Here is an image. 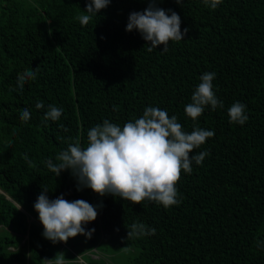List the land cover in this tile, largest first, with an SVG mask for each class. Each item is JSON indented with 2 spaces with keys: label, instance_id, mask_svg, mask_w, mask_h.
I'll list each match as a JSON object with an SVG mask.
<instances>
[{
  "label": "trees",
  "instance_id": "obj_1",
  "mask_svg": "<svg viewBox=\"0 0 264 264\" xmlns=\"http://www.w3.org/2000/svg\"><path fill=\"white\" fill-rule=\"evenodd\" d=\"M88 3L0 0V264L51 257L34 208L44 187L49 200L63 196L97 208V219L84 225L95 229L91 238L68 241L79 239L113 264L130 251L131 264H264V0H221L214 10L204 0H155L180 16L182 33L188 29L167 52L163 45L148 52L138 30L126 31L129 15L152 0H111L84 26L76 17ZM28 69L39 70L21 90L18 75ZM206 72L216 74L224 106H207L193 121L185 106ZM235 102L246 105L244 125L230 122ZM49 105L63 110L58 121L44 119ZM147 107L175 115L185 132H215L191 154L207 151L203 164L193 161L191 174L182 172L179 205L78 191L71 169L57 177L47 168L77 139L86 147L88 131L105 119L122 128ZM25 108L27 122L20 119ZM133 224L156 233L128 238Z\"/></svg>",
  "mask_w": 264,
  "mask_h": 264
},
{
  "label": "clouds",
  "instance_id": "obj_2",
  "mask_svg": "<svg viewBox=\"0 0 264 264\" xmlns=\"http://www.w3.org/2000/svg\"><path fill=\"white\" fill-rule=\"evenodd\" d=\"M110 2L89 0L87 12L76 19L86 26ZM177 3H181V0H177ZM204 3L214 10L221 0H204ZM133 30H138L142 38L150 42L148 52L160 45L164 46L163 52H167L170 41H183L188 32V29L181 32V19L176 12L172 11L169 16L165 10L155 7V0L143 12L129 15L126 31ZM38 70L28 69L18 75L21 90L26 81L36 79ZM215 75L206 72L200 77L191 103L185 106L186 115L193 121L202 116L207 106L213 110L224 106L214 91ZM36 108H44L43 102L38 101ZM62 115L61 108L49 105L44 119L58 121ZM228 115L231 123L239 125H244L249 119L246 105L240 102L233 103ZM20 119L24 122L31 119L27 108L21 111ZM214 136V131L199 127L190 133L185 132L175 115L169 117L165 110L147 107L142 117L125 123L122 128L105 119L88 131L86 147H82L77 139L57 154L58 163L49 159L46 166L57 177L62 171L71 169L78 180V191L90 188L101 197L111 194L132 204L141 205L150 201L170 208L181 203L177 185L182 172L191 174L193 161L196 165H202L209 155L207 151L191 154ZM48 190L44 187V192L34 204L44 227V238L53 243H67L79 235L90 239L95 229L86 232L84 225L97 219V208L85 200L69 202L63 196L49 200L46 194ZM155 233V228L147 230L143 224H133L128 238ZM124 251L128 249L124 248ZM44 264H65L64 254L58 253L55 259L44 260Z\"/></svg>",
  "mask_w": 264,
  "mask_h": 264
},
{
  "label": "rangeland",
  "instance_id": "obj_3",
  "mask_svg": "<svg viewBox=\"0 0 264 264\" xmlns=\"http://www.w3.org/2000/svg\"><path fill=\"white\" fill-rule=\"evenodd\" d=\"M0 235L6 236V232L0 231ZM85 248L86 246H84L83 242L81 244V241L79 239L75 241H68L67 243H63V242L53 243L49 241V245H48V249L50 250L51 255L56 257L58 253H63L64 258L71 260L69 261L70 263L68 264H78L75 262L76 253L80 252L82 249H85ZM120 253H121L120 255H117L119 264H131L130 259L134 253L132 251L120 252ZM50 259L52 260V257H50ZM86 261H88V258H86ZM96 264H113V260L112 258L109 257L107 258V260L101 259L97 261Z\"/></svg>",
  "mask_w": 264,
  "mask_h": 264
},
{
  "label": "crops",
  "instance_id": "obj_4",
  "mask_svg": "<svg viewBox=\"0 0 264 264\" xmlns=\"http://www.w3.org/2000/svg\"><path fill=\"white\" fill-rule=\"evenodd\" d=\"M21 246L23 248L26 247V242L25 240H23L21 242ZM9 251H16V249L14 248H11V249H8ZM100 251L98 249H92V250H87V249H82L80 252L76 253V260L75 262L78 263V264H96L97 261L101 260L100 259ZM52 259H55L56 257L51 255ZM86 258H88V261H86ZM65 259V264H68L70 263L69 261L71 260H68L66 258ZM47 260H51L50 258H48ZM30 263V260L28 259V264Z\"/></svg>",
  "mask_w": 264,
  "mask_h": 264
}]
</instances>
